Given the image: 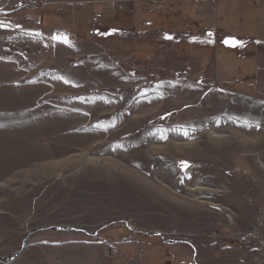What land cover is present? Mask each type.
<instances>
[{
    "label": "rangeland",
    "instance_id": "rangeland-1",
    "mask_svg": "<svg viewBox=\"0 0 264 264\" xmlns=\"http://www.w3.org/2000/svg\"><path fill=\"white\" fill-rule=\"evenodd\" d=\"M49 1L0 0V264H264V0Z\"/></svg>",
    "mask_w": 264,
    "mask_h": 264
},
{
    "label": "trees",
    "instance_id": "trees-1",
    "mask_svg": "<svg viewBox=\"0 0 264 264\" xmlns=\"http://www.w3.org/2000/svg\"><path fill=\"white\" fill-rule=\"evenodd\" d=\"M148 10V9H147ZM144 15V17L145 16H150V19H148V21L149 20H151L152 22H154V23H156V24H159L158 22H160V24H162V20L161 19H159V18H161L162 16H164L167 20H168V23H167V26H172V27H174V26H176L175 24L176 23H174V22H172V21H170L169 19H168V17H170V16H167V14L165 13V12H163V11H161V13L160 12H157V11H155V9H150V11L149 12H146V11H142V13H140V12H138L137 14H136V16H138L137 18H139V15L141 16V15ZM155 14H158L157 16H158V18H156L157 20H153L154 18H153V15H155ZM119 14H117L116 15V13H114L113 15H112V17L110 18V21H112V22H114V23H118V24H120V22H118L117 21V16H118ZM142 15V16H143ZM50 19H51V15H49V14H43V16L41 17V24H47V23H49L50 22ZM174 19V18H173ZM4 20H8V18L6 17V16H3L2 14L0 15V22L1 21H4ZM159 20V21H158ZM99 21H100V23H102V25H103V27L104 28H102V27H99V24H98V26H97V28H95V29H88L87 30V26L88 25H85V26H82L81 27V30H83V31H89V33H92V34H95V33H98L99 35L98 36H96V38H103V39H106V40H110V39H116V38H113L114 36H115V34L117 33V34H120L121 33V35H134L136 32H137V30L136 31H134V29L133 28H131V29H123V28H119V27H117V25L115 26V27H106V23H104L102 20H100L99 19ZM175 22H177L176 20H175ZM148 23V25L150 24V21L149 22H147ZM90 24V23H89ZM215 30V31H214ZM221 30L218 28V29H213V33L214 32H216L217 33V35H218V39H217V43L219 42L220 43V41L223 39L224 41H225V37H222V39L220 38V36H219V32H220ZM165 32V31H164ZM167 33H170V32H167ZM174 33V32H173ZM120 35V36H121ZM178 34L177 33H174V36H177ZM218 43V44H219ZM226 45V44H225ZM244 48H245V46H242V47H240V46H237V47H226L225 46V49L226 50H231L232 52L231 53H235V54H240V53H242V51H244ZM83 233L85 234V236H86V239L87 240H92V239H96V240H98L99 239V236L96 234V233H88V232H84L83 231ZM177 240H174V241H172V242H166V240L165 239H162V246H163V248H165L166 249V251L167 252H169L171 255H169L168 256V258L166 257V260L162 263V264H182L181 263V255L180 256H178L175 252L173 253H171L170 252V247L168 246V245H175V244H177ZM150 243L151 244H155L154 242H153V240H151L150 239ZM17 255V254H16Z\"/></svg>",
    "mask_w": 264,
    "mask_h": 264
},
{
    "label": "crops",
    "instance_id": "crops-1",
    "mask_svg": "<svg viewBox=\"0 0 264 264\" xmlns=\"http://www.w3.org/2000/svg\"><path fill=\"white\" fill-rule=\"evenodd\" d=\"M179 5H181V3H184V2H177ZM241 4V3H240ZM217 5H218V2H217ZM225 7V12L227 13L226 15L227 16H231V14H230V12L231 13H241V12H243V13H245V16H247V12H246V10H245V8H243V7H246L245 5H243V6H239V7H237L236 5H232V6H224ZM232 7H234V8H232ZM217 8H223L222 6H217ZM247 8V7H246ZM155 11H157V12H160L161 13V10H157V9H155ZM224 11V10H223ZM217 13H218V11H217ZM158 14H155V15H153V20L155 21V20H157L156 18H158V16H157ZM159 19H161L163 22H162V24H160V22H158L159 24H156V23H154V22H152L151 20H150V26H156V28L157 27H159V26H161L162 28H167V23H168V20L164 17V16H162L161 18H159ZM159 21V20H158ZM213 29L214 28H209V30H210V32L212 33V34H216V37H218V35H217V33L216 32H214L213 33ZM215 31V30H214ZM163 34H164V32H163ZM221 37H225L224 35L223 36H221ZM218 39V38H217ZM217 41V40H216ZM80 247H76V248H83V247H88L91 251H93V253H92V256L94 257V258H98L99 257V255H100V245L99 244H95V243H85V244H80L79 245ZM98 260V259H97ZM95 264H100V260H98L97 261V263H95Z\"/></svg>",
    "mask_w": 264,
    "mask_h": 264
},
{
    "label": "snow or ice",
    "instance_id": "snow-or-ice-1",
    "mask_svg": "<svg viewBox=\"0 0 264 264\" xmlns=\"http://www.w3.org/2000/svg\"><path fill=\"white\" fill-rule=\"evenodd\" d=\"M2 26L3 25L0 24V27H2ZM37 35H39V34H37ZM212 36H213L212 33H208L207 34V37L208 38L206 40H194V41H191V42H193V43H211L212 42ZM164 38L165 39H169V40L173 39V37H171V36H165ZM59 42H61V43H67L68 42L67 41V37H63L62 39L59 40ZM225 43L226 44H229L230 43V46H232V47H237V46L242 47V46H244L242 42L236 41L235 39H232L231 41H225ZM181 167L183 169H186L187 167H189V165H187L186 163H184V164L181 165Z\"/></svg>",
    "mask_w": 264,
    "mask_h": 264
},
{
    "label": "built area",
    "instance_id": "built-area-1",
    "mask_svg": "<svg viewBox=\"0 0 264 264\" xmlns=\"http://www.w3.org/2000/svg\"><path fill=\"white\" fill-rule=\"evenodd\" d=\"M256 3H259L260 2V0H254ZM50 3V1L49 0H43V2H42V5H47V4H49ZM259 226H260V228H262L263 230H264V209L263 210H261V212H260V216H259Z\"/></svg>",
    "mask_w": 264,
    "mask_h": 264
},
{
    "label": "water",
    "instance_id": "water-1",
    "mask_svg": "<svg viewBox=\"0 0 264 264\" xmlns=\"http://www.w3.org/2000/svg\"><path fill=\"white\" fill-rule=\"evenodd\" d=\"M131 229H134V227L131 226ZM157 234L158 235H161V236L163 235L162 233H159V232Z\"/></svg>",
    "mask_w": 264,
    "mask_h": 264
}]
</instances>
